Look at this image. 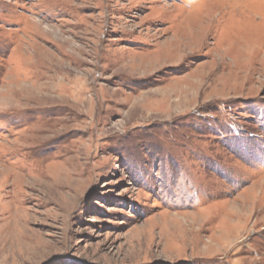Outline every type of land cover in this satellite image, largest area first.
<instances>
[{"label": "rangeland", "instance_id": "1", "mask_svg": "<svg viewBox=\"0 0 264 264\" xmlns=\"http://www.w3.org/2000/svg\"><path fill=\"white\" fill-rule=\"evenodd\" d=\"M0 264H264V0H0Z\"/></svg>", "mask_w": 264, "mask_h": 264}, {"label": "bare ground", "instance_id": "2", "mask_svg": "<svg viewBox=\"0 0 264 264\" xmlns=\"http://www.w3.org/2000/svg\"><path fill=\"white\" fill-rule=\"evenodd\" d=\"M251 44V43H250ZM9 181V180H8ZM212 222V221H211Z\"/></svg>", "mask_w": 264, "mask_h": 264}]
</instances>
